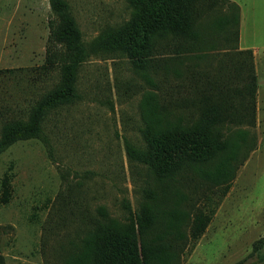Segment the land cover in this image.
Listing matches in <instances>:
<instances>
[{"label": "rangeland", "instance_id": "374dc122", "mask_svg": "<svg viewBox=\"0 0 264 264\" xmlns=\"http://www.w3.org/2000/svg\"><path fill=\"white\" fill-rule=\"evenodd\" d=\"M67 1L88 46L104 31L138 16L129 0ZM243 3L241 40L230 57L226 53L234 43L229 45L226 30L215 27L227 14L222 6L197 19L200 49L157 55L171 72L163 64L160 69L145 66L120 52L91 53L79 70L80 98L45 118L48 142L19 140L0 154V181L5 172L13 174L12 197L0 203L5 264H67L70 255L81 251V239L103 218L101 208L109 219L137 226L125 202L140 213L153 202L173 207V188L164 193L155 170L132 160L126 150L127 141L146 144V96H189L185 86L193 73H214L242 59L238 51L249 48L258 77L255 125L230 124L225 136L232 139L238 127L250 128L255 144L206 231L193 248L191 243L184 247L179 264H264V0ZM52 17L49 0H0V136L8 122L27 119L60 80L58 69L44 68ZM174 69L181 77H175ZM184 113L185 118L198 115L194 107ZM146 189H153L157 199L147 196ZM194 202L200 204L197 195Z\"/></svg>", "mask_w": 264, "mask_h": 264}, {"label": "trees", "instance_id": "16d2710c", "mask_svg": "<svg viewBox=\"0 0 264 264\" xmlns=\"http://www.w3.org/2000/svg\"><path fill=\"white\" fill-rule=\"evenodd\" d=\"M49 2L53 17L49 20L44 68L58 69L60 80L37 101L27 119L4 125L0 154L19 140L38 137L48 142L45 118L50 111L80 98L79 70L93 52H120L145 66L160 69L163 64L168 72L169 65L156 59L157 55L170 50L181 56L200 49L197 19L218 6L227 9V14L215 21V27L226 30L229 45L234 43L226 54L230 57L232 50H238L241 7L232 0H129L138 12L137 18L104 31L90 46L68 1ZM238 52L242 59L214 73H193L185 86L189 96L170 94L165 100L161 94L150 92L146 96L148 125L143 130L146 144L126 142L129 157L155 170L164 193L173 188L174 206L153 202L140 213L125 202L137 226L121 225L101 208L103 218L81 239V251L70 255L67 264H179L184 247L190 243L191 248L195 246L255 144L250 128L238 127L232 139L225 136L230 124L253 127L256 121L258 77L254 54L250 48ZM172 73L181 77L179 69ZM188 107H194L198 115L185 118L184 109ZM12 177L7 171L1 178L0 203H8L12 197ZM182 186L190 192H182ZM144 193L157 199L153 189ZM195 195L200 204H195ZM0 264H5L1 253Z\"/></svg>", "mask_w": 264, "mask_h": 264}, {"label": "crops", "instance_id": "0c3cea01", "mask_svg": "<svg viewBox=\"0 0 264 264\" xmlns=\"http://www.w3.org/2000/svg\"><path fill=\"white\" fill-rule=\"evenodd\" d=\"M235 1L240 5V7H243L244 3L243 0H232ZM241 14H242V8H241ZM241 29H242V16H241V23H240V40H241Z\"/></svg>", "mask_w": 264, "mask_h": 264}]
</instances>
